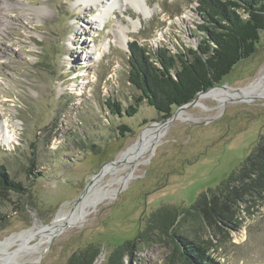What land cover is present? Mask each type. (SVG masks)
Masks as SVG:
<instances>
[{
  "label": "rangeland",
  "instance_id": "obj_1",
  "mask_svg": "<svg viewBox=\"0 0 264 264\" xmlns=\"http://www.w3.org/2000/svg\"><path fill=\"white\" fill-rule=\"evenodd\" d=\"M2 2L0 121L19 125L11 148L0 137V164L28 193L0 191V242L32 237L19 257L15 245L0 262L70 264L81 252L98 250L95 264H108L119 244L133 241L122 264H183L169 260L170 237L139 233L162 206L189 207L240 170L264 135V94L223 104L201 98L164 126L151 150L139 152L140 163L128 165L121 155L164 122L146 101L139 102L141 93L128 81L129 44L139 42L150 53L197 48L202 21L196 0H148L147 19L132 7L116 9L94 31L87 23L100 10L91 12L77 0H10L5 8ZM132 19L140 22L136 30ZM118 21L130 28L126 48L111 43L87 60L90 48L112 40ZM261 77L264 42L218 87L243 91ZM111 101L121 104L120 114L111 111ZM132 108L137 113L129 116ZM85 195L100 198L78 221L47 237L44 227L68 217ZM227 215L212 227L185 221L176 238L200 244L221 264H264V194L232 204Z\"/></svg>",
  "mask_w": 264,
  "mask_h": 264
},
{
  "label": "trees",
  "instance_id": "obj_2",
  "mask_svg": "<svg viewBox=\"0 0 264 264\" xmlns=\"http://www.w3.org/2000/svg\"><path fill=\"white\" fill-rule=\"evenodd\" d=\"M202 24V42L197 48L179 50L172 54L161 48L150 53L139 42L129 44V82L140 93L139 102L146 101L168 119L174 109L192 102L203 90L219 86L243 61L252 58L264 42V0H196ZM111 111L120 114V103L110 102ZM115 108V109H113ZM117 110V111H116ZM129 116L137 113L127 111ZM121 131L131 129L121 126ZM0 191L19 195L28 193L23 183L12 178L0 164ZM264 194V135H261L252 154L237 173H232L211 194L203 193L189 207L178 209L162 206L149 218L139 238L152 232L170 237L174 251L170 262L178 258L183 264H221L207 255L196 242L177 237V228L185 221L205 223L208 227L228 218L232 204L248 197ZM133 241L119 244L108 259V264H122ZM98 250L81 252L70 264H95Z\"/></svg>",
  "mask_w": 264,
  "mask_h": 264
},
{
  "label": "bare ground",
  "instance_id": "obj_3",
  "mask_svg": "<svg viewBox=\"0 0 264 264\" xmlns=\"http://www.w3.org/2000/svg\"><path fill=\"white\" fill-rule=\"evenodd\" d=\"M148 0H77V2L84 5L85 8L89 9L91 12L93 10H100L99 14L95 15L91 22L87 23V28L90 31L96 30L97 27H104L106 21L109 19V16H114V11L116 9H119L121 13H123V10L128 9V7H132L136 14L139 17H142L144 19H147L151 16V9L148 6L147 3ZM10 0H3L2 5L10 6L8 3ZM20 3V2H19ZM19 3L16 4V6H19ZM3 9V8H2ZM4 11V10H3ZM6 11V10H5ZM4 18L6 16H3ZM132 25L134 27V30L137 29L138 24L141 22V19L139 18L140 22H134V20H131ZM116 24L119 26L117 31L113 32V38L109 41H106L104 44L100 46V48L93 46L89 50V55L86 56V59H91V55L96 54L98 57L100 54L102 55V48L104 50L109 49L111 43H113L115 46H121L126 48L128 40H129V27H124V23L122 21L116 22ZM2 25L0 24V27ZM4 27V26H3ZM2 28V27H1ZM98 29V28H97ZM83 32L88 34V31L83 30ZM74 53H77L76 51ZM73 53V54H74ZM85 83V82H84ZM88 83V82H87ZM82 92V91H81ZM264 94V77H261L257 82H255L253 85L248 87L246 90L243 91H232L231 89L226 88H217L210 90L207 93H202L198 99L207 96V97H215L216 100H219L221 104L225 103L230 98H237L241 96H246L247 98H252L255 96H263ZM242 98V97H241ZM199 102V101H198ZM200 103V102H199ZM185 111H181L178 113L179 117H182ZM181 119V118H180ZM18 123H15L11 120L5 119L0 121V137L2 138L4 145L6 147H12L14 141H15V135L17 132ZM164 126H154L153 128L149 129L146 133H144L138 140L136 144L131 146L129 150L123 155H121L120 160L123 162L125 161L128 165H134L135 163L138 164L141 161H137V156L139 152L141 154L143 153V148L148 147L150 150L152 149L155 142H157L158 138L160 137L162 131L164 130ZM147 148V149H148ZM140 156V155H139ZM100 197H94L93 199L87 197L86 195L82 198V200L79 202V204L76 206L74 213L71 218H69V222L74 223L75 221H78L80 217H82L83 213L86 211V209L90 206H92ZM68 218L65 215L59 216L57 221L54 223L52 227L49 228L47 232V237H51L53 232L59 230L60 226L63 222L67 221ZM46 230V228H44ZM43 229V230H44ZM41 230V229H40ZM42 230V232H44ZM55 233V232H54ZM35 234V233H34ZM34 236V235H33ZM32 234H21L16 237L7 239L5 242H0V255H7L6 253H9V248L17 245L19 246V249L16 250V256L18 257L21 255V250L23 246L31 239ZM48 238V239H49ZM25 247V246H24ZM10 254V253H9ZM4 255V257H5ZM9 256V255H8ZM2 259V258H1ZM15 260V256L11 259ZM5 261H1L0 264H3Z\"/></svg>",
  "mask_w": 264,
  "mask_h": 264
},
{
  "label": "water",
  "instance_id": "obj_4",
  "mask_svg": "<svg viewBox=\"0 0 264 264\" xmlns=\"http://www.w3.org/2000/svg\"><path fill=\"white\" fill-rule=\"evenodd\" d=\"M217 88H220V87L216 86V87L210 88L209 90L201 91L200 93H198V95L196 96V98L192 102H190V103H188V104H186L184 106L179 107L175 114H172L168 119L164 120V122H162L160 124H157L156 126H166V127L169 126L171 123H173L174 121H176L178 119V113H180L181 111L187 110V109H189L191 107H195L197 105V99L202 93H207L210 90L217 89ZM165 124H168V125H165ZM109 164H111V163H109ZM114 164H116V163L113 162L112 165H114ZM101 172L99 174H97V176H99L101 174ZM81 200H82V198L79 201H81ZM73 213H74V209L72 210L70 215L67 217L68 220L65 221L63 225L60 226L59 230L56 229V231H54L55 233H59L62 229L67 228V227L72 225V223L69 222L70 221L69 218L72 217ZM44 228H47V227H44ZM47 230L49 231V229H46V231Z\"/></svg>",
  "mask_w": 264,
  "mask_h": 264
}]
</instances>
